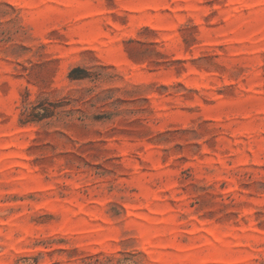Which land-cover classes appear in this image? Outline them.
I'll return each instance as SVG.
<instances>
[{
  "label": "rangeland",
  "instance_id": "374dc122",
  "mask_svg": "<svg viewBox=\"0 0 264 264\" xmlns=\"http://www.w3.org/2000/svg\"><path fill=\"white\" fill-rule=\"evenodd\" d=\"M0 264H264V0H0Z\"/></svg>",
  "mask_w": 264,
  "mask_h": 264
},
{
  "label": "trees",
  "instance_id": "16d2710c",
  "mask_svg": "<svg viewBox=\"0 0 264 264\" xmlns=\"http://www.w3.org/2000/svg\"><path fill=\"white\" fill-rule=\"evenodd\" d=\"M72 73H73V71L70 72V75H69L70 79H79V78H81V76H73Z\"/></svg>",
  "mask_w": 264,
  "mask_h": 264
}]
</instances>
